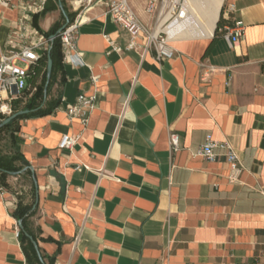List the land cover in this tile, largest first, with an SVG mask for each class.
Returning <instances> with one entry per match:
<instances>
[{
    "label": "crops",
    "instance_id": "crops-1",
    "mask_svg": "<svg viewBox=\"0 0 264 264\" xmlns=\"http://www.w3.org/2000/svg\"><path fill=\"white\" fill-rule=\"evenodd\" d=\"M58 1L0 5V54L27 4L40 33L61 28ZM106 2L83 1L75 11L63 0L72 19H83L82 63L59 65L50 113L18 120L37 193L28 222L39 251L52 264H264V0L222 1L220 12L225 2L235 6L223 18L244 24L233 47L222 35L187 36L161 62L112 49L106 37L124 48L129 35ZM146 2L128 0L151 24ZM201 63L216 68L206 82ZM80 94L93 96V106L68 114ZM170 132L178 136L173 153ZM63 135L77 138L71 148L58 147ZM208 136L235 149L242 165L235 180L223 150L212 161L197 154ZM12 199L21 200L0 198V264H27Z\"/></svg>",
    "mask_w": 264,
    "mask_h": 264
},
{
    "label": "built area",
    "instance_id": "built-area-1",
    "mask_svg": "<svg viewBox=\"0 0 264 264\" xmlns=\"http://www.w3.org/2000/svg\"><path fill=\"white\" fill-rule=\"evenodd\" d=\"M83 1L69 0L71 7L78 11ZM78 2L76 5L75 3ZM9 0H0V5L9 6ZM202 0H147L144 12L151 17V24L144 23L132 9L128 0H107L106 13L113 23L127 31L129 37L124 48L117 46L108 37L107 41L113 50L121 53L123 50L137 52L141 56L150 54L157 62L170 60L176 50L172 43L198 30V11ZM34 4H27L23 10L30 13L20 16L16 21V32H11L7 40L8 49L0 54V114L12 113V102L25 100L34 90L35 85L30 83L39 59L50 50L54 37L40 33L32 25L31 13L36 11ZM223 16L229 17L235 6L232 2L222 5ZM74 17L55 36L59 37L62 62H69L73 66L82 63L80 52L76 50L77 29L82 18ZM221 35L233 47L244 38V24L234 20L232 25L224 24ZM200 79L208 81L210 75L216 70L207 64H200ZM229 81H226V85ZM94 97L80 94L76 101L68 107V114L74 115L84 108L93 106ZM5 106V107H3ZM75 136L63 135L59 141V148H71L76 142ZM168 144L171 153L178 149V136L175 132L168 135ZM223 150L222 155L230 167L229 179L235 180L241 172L242 165L234 148L227 142H219L211 137H206L199 146L197 154L203 159L212 161L218 157L215 149ZM7 194L0 182V198ZM17 200L12 199L9 207L14 209Z\"/></svg>",
    "mask_w": 264,
    "mask_h": 264
},
{
    "label": "trees",
    "instance_id": "trees-1",
    "mask_svg": "<svg viewBox=\"0 0 264 264\" xmlns=\"http://www.w3.org/2000/svg\"><path fill=\"white\" fill-rule=\"evenodd\" d=\"M63 3V0H60ZM46 3V0H45ZM64 7V6H63ZM64 16L69 22L72 20V14L66 12L64 8ZM232 25L231 22H227L223 18V11L220 12L218 20L216 22L213 39L221 35L220 28L224 24ZM58 28L51 29L44 32L47 36L56 35ZM49 56L52 60V70L51 76L48 82L46 93L44 96V84L46 82V60L47 53L44 54L38 61L35 69L33 70L32 78L30 83L35 85V90L26 97L25 100L19 99L12 102V113L18 110H29L28 113L17 116L8 123L2 125L3 118H0V139L2 135H7V139L10 145L8 151L2 152L0 149V182L3 181L8 176H25L29 178L28 175V163L23 158L19 151L20 138L18 136V120L24 117H29L33 115H45L52 111V109L58 104L57 100L48 99L50 88L54 82V78L59 65L62 63V53L60 50V40L59 37L55 36L50 50L48 51ZM39 79V80H38ZM23 103V104H22ZM14 104H19L16 105ZM22 104V105H21ZM2 115V114H0ZM30 193L28 201L23 202L18 200L16 207L11 211V215L18 221H21V228H19L18 236L20 239V245L24 252L27 264H52V258L46 257L43 253L39 251V256L29 240L28 236H31L34 241H36V234L29 226V218L34 215L35 209H32L35 203V195L33 190V183L29 178Z\"/></svg>",
    "mask_w": 264,
    "mask_h": 264
},
{
    "label": "bare ground",
    "instance_id": "bare-ground-1",
    "mask_svg": "<svg viewBox=\"0 0 264 264\" xmlns=\"http://www.w3.org/2000/svg\"><path fill=\"white\" fill-rule=\"evenodd\" d=\"M223 0H203L198 11V30L192 33L198 37H208L212 35L219 8ZM76 5L78 2L75 3ZM5 107V106H3Z\"/></svg>",
    "mask_w": 264,
    "mask_h": 264
},
{
    "label": "rangeland",
    "instance_id": "rangeland-1",
    "mask_svg": "<svg viewBox=\"0 0 264 264\" xmlns=\"http://www.w3.org/2000/svg\"><path fill=\"white\" fill-rule=\"evenodd\" d=\"M23 104V103H22ZM21 104V105H22ZM16 107L19 104H14ZM8 115H0V118H3V120ZM10 148L7 135H2L0 139V149L2 152L8 151ZM4 188L7 192L10 194H14V196L17 199H21L23 201H26L29 198L30 193V184H29V178L25 176H8L2 183Z\"/></svg>",
    "mask_w": 264,
    "mask_h": 264
},
{
    "label": "water",
    "instance_id": "water-1",
    "mask_svg": "<svg viewBox=\"0 0 264 264\" xmlns=\"http://www.w3.org/2000/svg\"><path fill=\"white\" fill-rule=\"evenodd\" d=\"M58 6H59V8L62 10V12L64 13V9H63V6H62L60 0L58 1ZM219 13H220V9H219ZM217 20H218V18H217ZM217 20H216V22H217ZM67 22H68V20L66 19V20H65V24L62 25L61 28L58 29L57 33H58L59 31H61V30L65 27V25L67 24ZM216 22H215V26H216ZM215 26H214V28H213L212 36H213V34H214ZM212 36H211V37H212ZM52 37H55V35H52ZM51 70H52V60H51V58H50V56H49V53H47V60H46V82H45V84H44V96H45L46 89H47V86H48V82H49V79H50V76H51ZM28 112H29V110L24 109V110H18V111L14 112V113H11L10 115H8V116L2 121V125L8 123L9 121H11L12 119L16 118L17 116H20V115L26 114V113H28ZM34 183H35V181H34ZM35 185H36V184H35ZM35 198H36V200H35V203H34L32 209L35 208V205H36V202H37V193H36V197H35ZM17 225H18L19 228H21V221H20V220L17 221ZM27 236H28L29 240L32 242V244H33V246H34V248H35V250H36V252H37V254H38V256H39V251H38V247H37V243H36V241H34L33 238H32L31 236H29V235H27Z\"/></svg>",
    "mask_w": 264,
    "mask_h": 264
}]
</instances>
